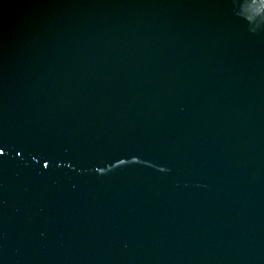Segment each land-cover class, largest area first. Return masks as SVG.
I'll return each instance as SVG.
<instances>
[{"label": "water", "instance_id": "water-1", "mask_svg": "<svg viewBox=\"0 0 264 264\" xmlns=\"http://www.w3.org/2000/svg\"><path fill=\"white\" fill-rule=\"evenodd\" d=\"M0 264H264V0H0Z\"/></svg>", "mask_w": 264, "mask_h": 264}]
</instances>
